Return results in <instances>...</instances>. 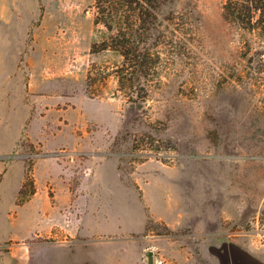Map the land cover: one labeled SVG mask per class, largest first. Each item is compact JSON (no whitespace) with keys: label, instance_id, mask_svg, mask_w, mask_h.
Masks as SVG:
<instances>
[{"label":"rangeland","instance_id":"1","mask_svg":"<svg viewBox=\"0 0 264 264\" xmlns=\"http://www.w3.org/2000/svg\"><path fill=\"white\" fill-rule=\"evenodd\" d=\"M226 1L168 2L132 99L124 58L93 52L109 36L96 0H0V264L264 252V38L227 20ZM17 218L27 239L4 234Z\"/></svg>","mask_w":264,"mask_h":264},{"label":"trees","instance_id":"2","mask_svg":"<svg viewBox=\"0 0 264 264\" xmlns=\"http://www.w3.org/2000/svg\"><path fill=\"white\" fill-rule=\"evenodd\" d=\"M170 1L96 0L95 24L104 26L109 36L101 43H95L93 52L111 50L124 58L117 73L121 88L129 89L132 99H135L132 91L154 70L159 58L154 50L158 41V27L164 16V7ZM224 15L242 29L264 38V0H227ZM29 178L28 172L20 190L21 195ZM22 203L24 201H18L19 205Z\"/></svg>","mask_w":264,"mask_h":264},{"label":"crops","instance_id":"3","mask_svg":"<svg viewBox=\"0 0 264 264\" xmlns=\"http://www.w3.org/2000/svg\"><path fill=\"white\" fill-rule=\"evenodd\" d=\"M26 206H19L25 209ZM49 218V216H47ZM18 222L4 223V234H8L10 239H27L32 233V225L26 219L17 218ZM59 255L46 252L42 264H95V252L92 250L83 251L76 248L73 251L61 249ZM212 264H264V252L247 247L223 246L216 250H211ZM177 264H183L178 260Z\"/></svg>","mask_w":264,"mask_h":264},{"label":"water","instance_id":"4","mask_svg":"<svg viewBox=\"0 0 264 264\" xmlns=\"http://www.w3.org/2000/svg\"><path fill=\"white\" fill-rule=\"evenodd\" d=\"M147 256H148L149 264H155L154 263V258H153V252H151V251L148 252Z\"/></svg>","mask_w":264,"mask_h":264},{"label":"built area","instance_id":"5","mask_svg":"<svg viewBox=\"0 0 264 264\" xmlns=\"http://www.w3.org/2000/svg\"><path fill=\"white\" fill-rule=\"evenodd\" d=\"M261 245H263V246H264V237L262 238V243H261Z\"/></svg>","mask_w":264,"mask_h":264}]
</instances>
